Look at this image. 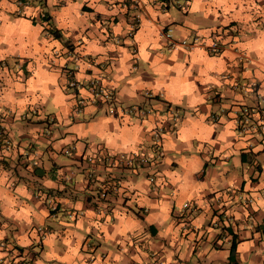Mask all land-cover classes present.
Returning a JSON list of instances; mask_svg holds the SVG:
<instances>
[{
	"label": "crops",
	"instance_id": "obj_1",
	"mask_svg": "<svg viewBox=\"0 0 264 264\" xmlns=\"http://www.w3.org/2000/svg\"><path fill=\"white\" fill-rule=\"evenodd\" d=\"M179 1L185 9L0 0V238L19 264H264V125L259 135L237 130L241 109L260 106L264 94L262 0ZM165 28L230 45L218 54L170 49ZM72 46L86 57L69 58ZM65 65L77 66L76 96L88 97V80L102 76L118 104L150 113L120 117L87 102L75 115ZM259 113L264 120V111L252 118ZM100 149H142L148 162L88 164Z\"/></svg>",
	"mask_w": 264,
	"mask_h": 264
},
{
	"label": "built area",
	"instance_id": "obj_2",
	"mask_svg": "<svg viewBox=\"0 0 264 264\" xmlns=\"http://www.w3.org/2000/svg\"><path fill=\"white\" fill-rule=\"evenodd\" d=\"M162 3L164 4H169V3H176L178 7L181 9H185L186 5L183 3H180L179 0H161ZM140 17L139 15H134L131 17V25L129 31L126 33L128 38L133 37V33L136 29V27L139 24ZM46 35L49 36H54V34L51 31H47ZM162 35L166 39V45L170 49H176V48H183L185 50H192L194 48H201L208 54H218L226 47H228L229 42L224 41V37L220 36H215L209 39H205L200 37L199 35H193L190 37H178L175 38L169 28H165L162 31ZM114 41L118 42L120 39L119 37H113ZM234 42V41H232ZM132 52L136 53L137 49L133 45L132 46ZM237 59L242 61V62H249L251 61L248 54L243 51V50H237ZM66 54L69 58L74 59L75 61L80 60L81 58L86 57V55L81 54L80 50H78L75 46L68 47ZM63 76L65 77L66 80V86L68 89L72 90L73 94L81 88V83L78 81L76 78V71H77V66H68L65 65L61 69ZM105 77L102 76H97L94 78H91L88 80L86 86V89L89 92L88 97H81V96H76V103L75 107L73 108V113L79 114L82 111L83 106L89 102L93 105H96L98 107H104L106 112L108 114H118L120 117H125V116H132V115H137L141 117H146L151 109L149 107L142 106L141 104H135V105H130V106H125V105H120L117 103V98L115 95V89L111 86H108L104 82ZM235 87H240L244 88L245 85L243 84H235ZM254 87V85H252ZM150 94L147 93V96ZM161 96V94H158ZM260 102L261 105L257 106L256 108L244 106L241 109V112L239 114V118L237 121V130L239 134L246 135V134H262L263 133V125H264V120L261 114H257L256 118H252V115L255 112L259 111H264V94H260ZM176 117V115H175ZM50 118V117H49ZM214 120H216V115L214 116ZM52 122V118L50 119ZM162 127L161 126H156L152 131L151 135L154 136L153 143L156 148V152L159 151V145H160V139H161V133H162ZM71 148L64 149V152L67 154L71 153ZM160 153V152H159ZM105 160L107 164L112 168V167H118V166H123V167H141L144 164L148 162V156L146 154L145 150L142 149H137L133 151H121V152H116V153H105L101 149L97 150L94 154L87 155L85 157V161L92 165L97 162ZM90 176V172L88 173ZM154 177L151 175L148 177V181L150 183H154ZM108 193L107 189L102 190L100 192V197L104 198L106 197V194ZM220 197L215 199V202L219 203ZM245 204H250L251 200L249 198L243 199ZM182 210L184 212L188 211L189 209L192 208V205L188 202L182 204ZM39 232H41V228H37ZM41 244V237L38 238L37 244ZM8 244L5 242L3 239L0 238V264H19L17 257L11 253L10 250L7 251L8 249ZM7 251V252H6ZM34 256V254H33ZM30 259V258H29ZM31 260V259H30ZM28 262H30L28 260Z\"/></svg>",
	"mask_w": 264,
	"mask_h": 264
},
{
	"label": "trees",
	"instance_id": "obj_3",
	"mask_svg": "<svg viewBox=\"0 0 264 264\" xmlns=\"http://www.w3.org/2000/svg\"><path fill=\"white\" fill-rule=\"evenodd\" d=\"M261 7L263 8V17H264V0H262L261 1ZM52 32H54L53 30H52ZM55 33V32H54ZM232 35L233 34V30H231V31H229V32H225V35ZM234 35H236V33L234 34ZM232 37H235V36H232ZM262 232L264 233V229H262ZM31 254V253H30ZM32 254H34V252L32 251Z\"/></svg>",
	"mask_w": 264,
	"mask_h": 264
},
{
	"label": "rangeland",
	"instance_id": "obj_4",
	"mask_svg": "<svg viewBox=\"0 0 264 264\" xmlns=\"http://www.w3.org/2000/svg\"><path fill=\"white\" fill-rule=\"evenodd\" d=\"M172 7V6H171ZM104 112H105V110H104ZM107 113V112H106ZM108 114V113H107ZM110 115V114H109ZM71 160V158H64V161L65 162H68V161H70ZM72 161V160H71ZM48 224H54L53 222H51V223H48ZM37 246V245H36Z\"/></svg>",
	"mask_w": 264,
	"mask_h": 264
}]
</instances>
